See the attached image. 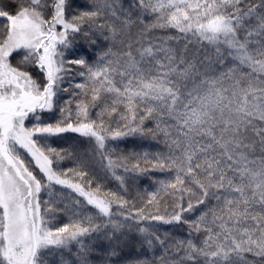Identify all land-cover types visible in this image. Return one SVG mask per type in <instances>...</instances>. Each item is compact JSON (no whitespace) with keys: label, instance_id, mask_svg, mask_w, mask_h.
Instances as JSON below:
<instances>
[{"label":"snow or ice","instance_id":"1","mask_svg":"<svg viewBox=\"0 0 264 264\" xmlns=\"http://www.w3.org/2000/svg\"><path fill=\"white\" fill-rule=\"evenodd\" d=\"M15 2V12L0 8L5 18L0 26V264H92L93 256L111 264L133 243L149 250L167 247V237L141 226L149 220L188 224L189 235L206 234L201 246L191 239L175 242L171 250L183 255L174 264H249L245 254L264 260V214L253 211L257 205L264 208V0H131L128 7L119 0H91L92 10L79 12L72 0ZM101 16L111 23L100 24ZM143 16L152 22L145 25ZM135 23L143 30L134 38ZM149 28L175 29L179 35L169 39L184 41L180 54L163 43L141 45L134 54L133 45ZM96 32L112 46L95 62L65 58L77 36L95 47ZM205 42L212 55L198 47ZM227 60L233 63L215 71ZM73 65L83 69L76 74L85 82L71 83ZM33 67L43 74L42 85L27 70ZM66 76L70 82L63 87ZM69 87L85 97L74 109L71 100L58 102V94ZM165 114L174 123H157L156 131L165 136L169 151L157 154L152 168L175 171L172 181L162 183L172 190L169 215L146 207L125 213L127 200L115 193L101 196L99 187L86 190L80 181L87 172L59 167L66 158L76 159L80 168L98 158L108 169L145 171L139 162L129 167L126 158L117 164L107 144L151 134L144 121ZM30 116L33 122L26 126ZM65 133L83 142L72 150L48 143ZM55 186L76 194L71 208ZM155 200L153 193L148 204ZM210 200L215 206L207 205L196 220L184 218ZM61 211L75 218L51 227ZM209 216L218 230L206 223Z\"/></svg>","mask_w":264,"mask_h":264},{"label":"trees","instance_id":"2","mask_svg":"<svg viewBox=\"0 0 264 264\" xmlns=\"http://www.w3.org/2000/svg\"><path fill=\"white\" fill-rule=\"evenodd\" d=\"M119 2L124 6L128 7L131 3V0H119ZM252 3H256V0H251ZM74 5V11L79 12L83 10H92L91 0H72ZM0 8L7 9L9 12L16 11V2L15 0H0ZM133 17H136L135 10L132 11ZM47 18V12L45 13ZM144 24L148 25L152 22L151 16L142 17ZM100 24L111 23L107 17L101 16L98 21ZM5 23V18H0V26ZM87 27V25H85ZM142 27L139 23H135L131 27L132 36L135 38L141 31ZM106 32L107 29L105 28ZM179 35V33L172 28H149L147 31H144L143 36L140 38L139 44L133 45V51L135 54V49L143 46L160 45L163 43V46L169 47L176 50L177 55L180 54V50L183 47L184 41L180 40L178 43L174 40L169 39ZM94 39H96V46L90 47L80 39L79 36L76 38V42L73 45V48L67 50L65 57L66 59H75L78 57H85L88 59L89 63H93L96 60V56L102 50H105L107 47L112 46L109 41L103 39L100 32L94 33ZM119 46H117L118 48ZM193 45H189V48H193ZM203 50H206L209 55L213 54V49L206 42L202 45H198ZM155 51V49H154ZM159 57H163V53H158ZM15 56L12 58L13 64L16 63ZM233 61L227 60L225 65L221 67H216L215 71L219 72L222 68H225L231 65ZM73 72L69 74L71 77V83H83L85 82L84 77H80L78 74L79 71H83L79 66H71ZM35 79L42 85L44 83V76L40 73L35 67L27 69ZM118 79V78H117ZM69 77L66 76L65 82L62 85L67 87L69 84ZM76 93V95H74ZM80 89H75L74 87H69L67 92H62L58 94V102L63 105L65 101L71 100L72 107L74 109L75 103L85 97L80 94ZM142 108V106H141ZM95 111V110H94ZM32 117H29V120L26 121V126H30L32 123ZM159 123L161 127L174 123V120L171 117H168L166 114L162 117L153 116L144 121L143 127L146 130H152L151 134H146L144 136H130L122 139H117L115 141H109L107 144L108 154L112 157L117 164H120V161L126 158L125 163L130 167L132 164L139 162L141 169H145L142 172L136 171H124L122 166L116 167L114 169H108L105 165V162L98 159L92 158L89 159L86 165L80 168L78 161L74 158H66L59 165L62 169L67 168H77L87 172V175L83 177L80 181L83 183L87 190L94 191L99 187V194L101 196H107L110 198L112 193H115L118 197H121L123 200H127L128 204L124 206L122 211L125 213L130 211H135V209L146 207V210L151 211L154 214L159 215H169L172 211V190H164L162 187L163 184H167L172 181L175 176V171H160L158 169H153L152 164L155 162L154 157L157 154L167 155L168 147L165 143V136L162 132L156 131V125ZM173 132L174 130L170 129ZM83 142V138L79 137L74 133H65L59 137H52L48 140V143L57 149L72 150L76 148ZM147 154V162L144 160V155ZM259 152H257V155ZM23 158L26 163H31L30 157L26 153H22ZM114 173V175H113ZM38 174V173H37ZM120 177L121 179H117ZM90 182V183H89ZM186 185L188 181H185ZM195 190V189H194ZM59 186L54 187V192L59 195L63 194L64 202L69 205L71 208V201L76 197V194L69 191L65 192ZM156 194V200L153 204L149 205L148 201L152 198V194ZM42 202V211H43V200L45 193L40 194ZM81 204L83 205V198H79ZM185 206L188 199V196L185 195ZM193 203L195 200L193 199ZM216 201L210 200L206 202L205 205H199L196 209L189 213H184V218L188 221L196 220L203 212L207 211V205L215 206ZM59 205H57L58 207ZM88 214L95 216V210L88 207ZM118 209L114 205L113 212H117ZM254 213L264 214V208H261L259 205L253 209ZM71 211H61L57 214L56 219L50 225L53 228L60 227L65 223L71 222L74 219ZM206 223L218 230L216 225H211V217L206 218ZM252 221H247V224H251ZM142 227H148L150 231H155L157 235H160L161 238L167 237L166 246L156 245L151 250L141 247L138 243L130 244L127 247H122L119 251V254L112 258L111 264H136V261L143 260L146 261V264H174L179 256L183 255V252L174 253L171 249L175 246V242L186 241L191 239L193 243L197 246H201L203 239L205 238V233L203 231L196 233L191 232L188 224H164L158 221H145L141 224ZM231 227V224L228 225ZM203 227V225H202ZM87 240H92L93 243L97 244L99 248L107 249L108 244L101 242L95 239V237H89ZM74 247V246H73ZM72 259V257H69ZM245 259L249 261V264H264V260L258 257H254L251 254H245ZM92 264H103L99 257H91Z\"/></svg>","mask_w":264,"mask_h":264},{"label":"rangeland","instance_id":"3","mask_svg":"<svg viewBox=\"0 0 264 264\" xmlns=\"http://www.w3.org/2000/svg\"><path fill=\"white\" fill-rule=\"evenodd\" d=\"M59 30H61V29L58 28L57 31H59ZM66 56H67V54H66ZM66 56H65V57H66ZM59 188H62V187L59 186ZM62 189H63V190H66V191H65L66 193H69V191H71L70 189H67V188H62ZM67 190H69V191H67ZM86 190H87V189H86ZM88 191H89V190H88Z\"/></svg>","mask_w":264,"mask_h":264}]
</instances>
